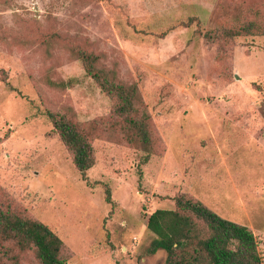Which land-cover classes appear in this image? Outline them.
Here are the masks:
<instances>
[{"label":"rangeland","instance_id":"1","mask_svg":"<svg viewBox=\"0 0 264 264\" xmlns=\"http://www.w3.org/2000/svg\"><path fill=\"white\" fill-rule=\"evenodd\" d=\"M84 52L136 85L153 144L143 163L92 139L88 183L46 117L112 118ZM181 194L248 227L264 264V0H0V209L46 225L62 264H163L147 219Z\"/></svg>","mask_w":264,"mask_h":264},{"label":"trees","instance_id":"2","mask_svg":"<svg viewBox=\"0 0 264 264\" xmlns=\"http://www.w3.org/2000/svg\"><path fill=\"white\" fill-rule=\"evenodd\" d=\"M81 60L85 73L116 100L112 118L80 123L66 114L46 112V117L71 153L80 178L88 183L86 173L95 164L92 139L116 135L145 153L143 163L152 155L153 144L149 117L139 110L136 85L117 83L111 72L99 66L97 55L84 52ZM106 202L111 203L109 193ZM147 229L155 235L149 253L164 251L163 264H262L248 227L223 219L184 194L175 197L173 210L150 214ZM61 247V240L46 225L0 209V264H19V255L30 248L38 264H62Z\"/></svg>","mask_w":264,"mask_h":264}]
</instances>
